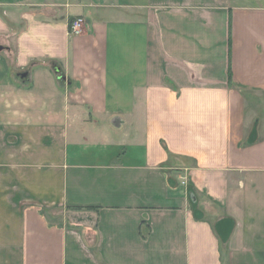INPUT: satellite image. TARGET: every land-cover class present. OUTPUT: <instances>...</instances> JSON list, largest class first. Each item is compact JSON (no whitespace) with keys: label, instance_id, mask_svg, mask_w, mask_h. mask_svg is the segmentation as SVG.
Masks as SVG:
<instances>
[{"label":"crops","instance_id":"0c3cea01","mask_svg":"<svg viewBox=\"0 0 264 264\" xmlns=\"http://www.w3.org/2000/svg\"><path fill=\"white\" fill-rule=\"evenodd\" d=\"M0 47V264H264V0H0Z\"/></svg>","mask_w":264,"mask_h":264},{"label":"built area","instance_id":"2783aa9c","mask_svg":"<svg viewBox=\"0 0 264 264\" xmlns=\"http://www.w3.org/2000/svg\"><path fill=\"white\" fill-rule=\"evenodd\" d=\"M81 23L82 20H76L74 22H71L68 26L69 34L71 35H78L81 32Z\"/></svg>","mask_w":264,"mask_h":264},{"label":"water","instance_id":"95a60500","mask_svg":"<svg viewBox=\"0 0 264 264\" xmlns=\"http://www.w3.org/2000/svg\"><path fill=\"white\" fill-rule=\"evenodd\" d=\"M2 50V48L0 47V51Z\"/></svg>","mask_w":264,"mask_h":264},{"label":"rangeland","instance_id":"374dc122","mask_svg":"<svg viewBox=\"0 0 264 264\" xmlns=\"http://www.w3.org/2000/svg\"><path fill=\"white\" fill-rule=\"evenodd\" d=\"M76 21V20H75Z\"/></svg>","mask_w":264,"mask_h":264}]
</instances>
